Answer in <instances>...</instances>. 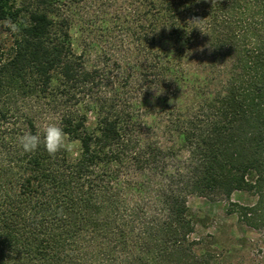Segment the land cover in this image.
<instances>
[{
    "label": "trees",
    "instance_id": "16d2710c",
    "mask_svg": "<svg viewBox=\"0 0 264 264\" xmlns=\"http://www.w3.org/2000/svg\"><path fill=\"white\" fill-rule=\"evenodd\" d=\"M5 21L0 264H234L188 197L264 227V0H0ZM50 123L70 149L23 152Z\"/></svg>",
    "mask_w": 264,
    "mask_h": 264
},
{
    "label": "rangeland",
    "instance_id": "374dc122",
    "mask_svg": "<svg viewBox=\"0 0 264 264\" xmlns=\"http://www.w3.org/2000/svg\"><path fill=\"white\" fill-rule=\"evenodd\" d=\"M0 39L6 52L13 42L10 27L0 25ZM188 199L197 219L193 237L204 238L208 244L212 242V248L218 249L220 257L234 264H264V227L255 228L239 219L236 212H231L230 201L224 196L192 194ZM232 200L248 204L254 202L255 197L237 191Z\"/></svg>",
    "mask_w": 264,
    "mask_h": 264
},
{
    "label": "clouds",
    "instance_id": "9594fccd",
    "mask_svg": "<svg viewBox=\"0 0 264 264\" xmlns=\"http://www.w3.org/2000/svg\"><path fill=\"white\" fill-rule=\"evenodd\" d=\"M4 27H11L16 31V26L10 21L0 22ZM202 30V29H201ZM203 31V30H202ZM153 90L158 88L152 87ZM146 90V89H145ZM162 91H156V96H159ZM19 145L25 153H34L43 144V147L51 157H55L61 151L70 149L67 133L58 124L50 123L43 129V135L37 133H24L19 138Z\"/></svg>",
    "mask_w": 264,
    "mask_h": 264
}]
</instances>
